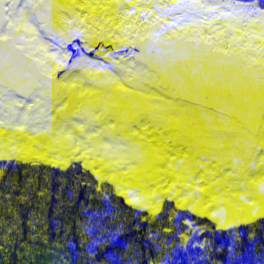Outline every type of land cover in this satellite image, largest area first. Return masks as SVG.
Instances as JSON below:
<instances>
[{"label":"snow or ice","instance_id":"obj_1","mask_svg":"<svg viewBox=\"0 0 264 264\" xmlns=\"http://www.w3.org/2000/svg\"><path fill=\"white\" fill-rule=\"evenodd\" d=\"M53 224L65 264H264V0H0V264Z\"/></svg>","mask_w":264,"mask_h":264},{"label":"trees","instance_id":"obj_2","mask_svg":"<svg viewBox=\"0 0 264 264\" xmlns=\"http://www.w3.org/2000/svg\"><path fill=\"white\" fill-rule=\"evenodd\" d=\"M54 228V224L50 226L49 230L51 232V238L49 244L39 245V250L32 258L33 264H65L66 261L75 262L78 259L76 255L78 249L69 247L67 246V244H64L63 247H57L55 245L54 242L58 239H61L63 237V233H61L60 237H57L55 232L53 231ZM61 243L63 244L62 239ZM112 252H114V249L110 248L108 249V253H106L105 255H108ZM115 264H119V262L116 261Z\"/></svg>","mask_w":264,"mask_h":264}]
</instances>
